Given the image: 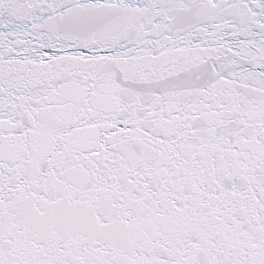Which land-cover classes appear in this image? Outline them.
<instances>
[{"label": "snow or ice", "instance_id": "snow-or-ice-1", "mask_svg": "<svg viewBox=\"0 0 264 264\" xmlns=\"http://www.w3.org/2000/svg\"><path fill=\"white\" fill-rule=\"evenodd\" d=\"M0 264H264V0H0Z\"/></svg>", "mask_w": 264, "mask_h": 264}]
</instances>
